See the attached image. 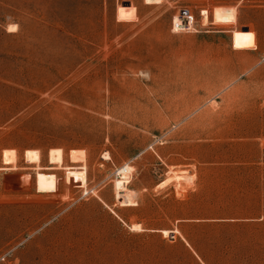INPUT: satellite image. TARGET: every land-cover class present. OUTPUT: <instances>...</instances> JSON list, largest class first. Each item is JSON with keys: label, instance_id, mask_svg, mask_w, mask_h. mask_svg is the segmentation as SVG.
<instances>
[{"label": "rangeland", "instance_id": "obj_1", "mask_svg": "<svg viewBox=\"0 0 264 264\" xmlns=\"http://www.w3.org/2000/svg\"><path fill=\"white\" fill-rule=\"evenodd\" d=\"M0 264H264V0H0Z\"/></svg>", "mask_w": 264, "mask_h": 264}, {"label": "bare ground", "instance_id": "obj_2", "mask_svg": "<svg viewBox=\"0 0 264 264\" xmlns=\"http://www.w3.org/2000/svg\"><path fill=\"white\" fill-rule=\"evenodd\" d=\"M124 175V174H123ZM125 177H126V173H125ZM127 178V177H126ZM135 226H138L137 224H134V226H133V228L135 227ZM140 226V225H139ZM138 229H140V228H138ZM167 231H165V233H166Z\"/></svg>", "mask_w": 264, "mask_h": 264}, {"label": "water", "instance_id": "obj_3", "mask_svg": "<svg viewBox=\"0 0 264 264\" xmlns=\"http://www.w3.org/2000/svg\"><path fill=\"white\" fill-rule=\"evenodd\" d=\"M182 11H185V10H182Z\"/></svg>", "mask_w": 264, "mask_h": 264}]
</instances>
